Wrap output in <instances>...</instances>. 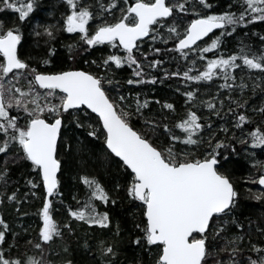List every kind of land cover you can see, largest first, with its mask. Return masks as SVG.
<instances>
[{"label": "snow or ice", "instance_id": "snow-or-ice-1", "mask_svg": "<svg viewBox=\"0 0 264 264\" xmlns=\"http://www.w3.org/2000/svg\"><path fill=\"white\" fill-rule=\"evenodd\" d=\"M256 22L264 0H59L51 10L44 0H0V208L40 201L23 246L0 214V264H80L81 249L88 264H264V212L241 211L245 200L264 205V159L249 148L264 154V101L249 111L245 94V76L252 95L264 92ZM244 29L259 46L240 40L225 53V39ZM146 37L171 41L176 56L167 59L183 68L149 59L162 49L144 51ZM125 67L130 75L118 79ZM148 69L182 78L181 105L125 87L157 83ZM242 154L252 157L247 171ZM74 160L84 187L75 207L62 191ZM89 160L111 185L87 170ZM125 203L130 226L117 213ZM124 244L137 250L131 258Z\"/></svg>", "mask_w": 264, "mask_h": 264}, {"label": "trees", "instance_id": "trees-1", "mask_svg": "<svg viewBox=\"0 0 264 264\" xmlns=\"http://www.w3.org/2000/svg\"><path fill=\"white\" fill-rule=\"evenodd\" d=\"M225 0H221V3L223 4ZM44 7L46 9H56L59 7V0H44ZM35 15L43 17V18H48V13L47 11L41 12L38 11L35 13ZM55 16L56 18H59V11H55ZM250 27H254L257 32H264V22H256L254 25H250ZM248 29H244L242 32L238 31V33H234L230 38H226L224 41V44L222 45L225 48V53H229L231 51H237L238 50V44L240 40H244L245 43H250L254 47H258L260 44L259 37L256 35H251L249 34L248 36H244V32H247ZM218 32V31H217ZM207 39V38H206ZM171 41H168L167 44L162 42L161 40H158L156 42L151 41L150 39L146 38L145 39V44L142 45V49L144 51H148V45H152L153 47H159L162 49L161 53H154L149 51V59H160L163 60L164 63L160 66V68L164 70H169L173 71L176 70L178 67L181 69L183 68L184 61H180L179 64L176 62V60H169L167 59L168 57H174L176 56L175 52L170 51L171 49ZM35 48V46H32ZM38 51L39 49H35ZM103 54L102 51L96 50L93 52V57H100ZM194 55V54H190ZM210 55V54H209ZM190 67V65H189ZM197 68H199V65H197ZM196 69L193 70L195 72ZM148 71L151 72L152 75L158 76V81L155 84H144L140 86H127L125 87H133L137 91H143L149 96L155 95L160 97L161 99H168L170 102H176L178 105H181L183 103L182 99V94L177 93L175 89L177 87L183 88L184 85L180 83V80L182 78L178 77H172V78H167L163 76V71L159 69H148ZM131 73V69L125 67L120 71L118 74L117 78L121 77H128ZM160 80H163V83L160 82ZM245 81L248 83L249 87L248 89L245 90V94L248 97V103H249V111L251 110V107L253 106H259L262 101H264V92L261 91V88L256 89L255 95H252L251 93V87H252V82L249 80L247 76H245ZM123 83V81H121ZM222 83V81H219ZM195 83V82H194ZM202 83H209V82H202ZM239 83V81H237ZM259 83V81H257ZM155 89V92H152L151 90ZM208 91L212 92L215 94V88L208 89ZM234 96L239 95V91L237 90L235 93H233ZM207 99V97H204ZM217 104H219V101L217 100ZM154 107H158V105H153ZM228 106V102H225V108ZM206 112L207 110L204 109ZM223 115V113H222ZM213 122H216L218 120L217 117L213 116L211 117ZM255 122L256 124H261V118L257 114L255 116ZM264 126V125H261ZM213 131H216V128H213ZM250 152L255 153V158L256 159H264V154L260 152L258 148L254 149L249 145ZM246 154H242L240 159V163L244 165V171H247L251 167V160L252 157H248L247 159L245 158ZM78 167L77 162L74 160L71 162L70 167L68 171L66 172L64 178H63V187L62 191L64 193L65 197V203L66 204H71L74 207L76 206V201L72 200V196L79 193L80 196L84 195V187L82 185H79L77 181L75 180V174H76V169ZM87 170L89 172H96L99 173L101 180L107 182L109 185L112 183L113 177L108 176L104 173L103 169L99 168L97 164H95L93 161L89 160ZM237 175L241 174L239 166H237ZM12 179L13 182L19 181V188L22 192H26L27 185L25 184V179L24 175L22 173V170L16 169L14 170L12 174ZM261 189V188H260ZM263 190V189H261ZM40 201L39 199L33 198L27 201H22L20 205V210L19 212L16 211V209L12 206L8 207H3L0 208V214H3L5 218L9 221V223L12 225V228L17 234V238L20 241V244L23 246L24 244V239L31 238L33 235H35V228L38 222V217L35 216V212L37 209V206L39 205ZM131 211V205L125 203L122 208L117 209V213L121 219L124 220L125 226H130L128 224V221L130 219L128 213ZM241 211H243L247 215H251L253 218L259 216L262 212H264V205H261L259 202L254 201V200H245L242 203V208ZM24 213H27L26 215ZM66 208L61 209L59 212L55 213L54 216L58 220H63L66 217ZM88 226L87 225H82L78 228V234L81 237V240L84 237V229H86ZM25 229L28 231L26 232ZM9 242H11V236H9ZM122 247L125 248V254L131 258L133 255L136 254V249L133 247L124 244ZM77 260L80 262V264H88V257L83 253L82 249L77 252L76 254ZM146 264L148 261V257H145Z\"/></svg>", "mask_w": 264, "mask_h": 264}, {"label": "water", "instance_id": "water-1", "mask_svg": "<svg viewBox=\"0 0 264 264\" xmlns=\"http://www.w3.org/2000/svg\"><path fill=\"white\" fill-rule=\"evenodd\" d=\"M214 31H218V30H214ZM209 35H211V34H209ZM147 38V37H146ZM146 38H144V39H146ZM206 39V38H205ZM261 189H263L264 190V186H259Z\"/></svg>", "mask_w": 264, "mask_h": 264}, {"label": "bare ground", "instance_id": "bare-ground-1", "mask_svg": "<svg viewBox=\"0 0 264 264\" xmlns=\"http://www.w3.org/2000/svg\"><path fill=\"white\" fill-rule=\"evenodd\" d=\"M219 31V30H218ZM259 187V186H258Z\"/></svg>", "mask_w": 264, "mask_h": 264}]
</instances>
